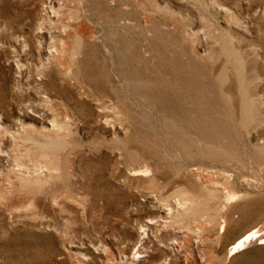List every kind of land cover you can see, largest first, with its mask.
I'll return each instance as SVG.
<instances>
[{
	"label": "rangeland",
	"instance_id": "rangeland-1",
	"mask_svg": "<svg viewBox=\"0 0 264 264\" xmlns=\"http://www.w3.org/2000/svg\"><path fill=\"white\" fill-rule=\"evenodd\" d=\"M251 229L264 0H0V264H264Z\"/></svg>",
	"mask_w": 264,
	"mask_h": 264
},
{
	"label": "bare ground",
	"instance_id": "bare-ground-1",
	"mask_svg": "<svg viewBox=\"0 0 264 264\" xmlns=\"http://www.w3.org/2000/svg\"><path fill=\"white\" fill-rule=\"evenodd\" d=\"M48 9V11L49 12H51L52 10H51V7L50 8H47ZM56 12V11H55ZM54 13H50V16H52L53 18H56V17H54L55 15H53ZM47 19V21H48V24H50V25H53L54 24V22H55V20H51V18L50 17H47L46 18ZM40 24V23H39ZM40 28V27H39ZM38 28V29H39ZM37 29V30H38ZM38 32L40 33V34H42L41 32H43V31H41V30H38ZM40 41H41V43L44 45V48H43V52L45 53V55H52L51 53H53V52H55V46H54V44H53V41H52V39L51 38H49L48 36L47 37H45L44 35L43 36H40V39H39ZM51 43V44H50ZM49 44V45H48ZM42 45V46H43ZM54 126V124H52V126L51 127H53ZM17 165H20V166H22V164L21 163H19V164H17ZM26 167V166H25ZM131 175H138V173L136 172V170H133L132 172H131ZM31 194V193H30ZM29 203L32 205V206H34V208H36L37 210H38V212H39V214H41L42 215V219H44V218H47L48 216H50V215H54V213H55V208L54 207H56V206H58V202L56 201V202H54V203H52V204H50L49 206L47 205H45V204H43L42 202H37V201H34V200H30L29 201ZM26 205V204H25ZM58 209H59V207H58ZM36 210V211H37ZM166 213V212H165ZM163 218H164V216H163ZM170 218V217H169ZM162 222H164V223H166V221H164V220H162ZM57 224V223H56ZM152 225H153V221H152V219H148V220H146L145 221V224H144V226H145V228H147V229H150L151 227H152ZM51 226V225H50ZM57 225H55V224H53L52 225V227H56ZM222 227H224V226H222ZM144 231H146V229L144 230ZM145 234V233H144ZM258 234V230H254V229H251V230H248L246 233H244L241 237H239L238 239H236L231 245H230V247H229V250H228V255L230 256V255H233V254H235V253H237V252H239L241 249H242V246L244 245V244H246L248 241H251L252 240V238L253 237H256L255 239L257 240V244H259V245H264V234H262V235H257ZM140 237V236H139ZM140 239V238H139ZM139 242V241H138ZM140 252H141V250H139ZM138 252V251H137ZM139 253V252H138ZM136 257H139V255H137Z\"/></svg>",
	"mask_w": 264,
	"mask_h": 264
}]
</instances>
